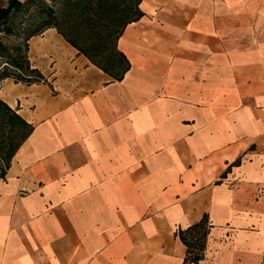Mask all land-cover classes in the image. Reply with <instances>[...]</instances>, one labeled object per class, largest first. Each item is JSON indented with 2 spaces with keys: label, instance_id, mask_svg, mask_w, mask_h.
Masks as SVG:
<instances>
[{
  "label": "crops",
  "instance_id": "1",
  "mask_svg": "<svg viewBox=\"0 0 264 264\" xmlns=\"http://www.w3.org/2000/svg\"><path fill=\"white\" fill-rule=\"evenodd\" d=\"M114 79L54 28L40 83L0 82L32 130L0 177V264H264V0H140Z\"/></svg>",
  "mask_w": 264,
  "mask_h": 264
},
{
  "label": "rangeland",
  "instance_id": "2",
  "mask_svg": "<svg viewBox=\"0 0 264 264\" xmlns=\"http://www.w3.org/2000/svg\"><path fill=\"white\" fill-rule=\"evenodd\" d=\"M20 1L25 4V8L0 26V42L9 47L10 54L17 46H21L24 52L27 35L35 29H41L40 33H42L48 27L56 29L58 33L59 31L65 33L80 50L84 51L83 53L79 51L84 56L87 53L91 59L98 61L113 73L120 72L121 65L118 62L120 56L116 51L115 31L125 15L130 13L129 0ZM7 2L8 0H0V7H5ZM53 25L56 27H49ZM6 62L9 60L5 58L0 60V68H9L10 65ZM23 132L18 120L11 114L4 116L0 112V167L4 165L9 151L19 142ZM189 241L191 243L189 257L200 255L199 250L202 245L200 235L190 236Z\"/></svg>",
  "mask_w": 264,
  "mask_h": 264
},
{
  "label": "trees",
  "instance_id": "3",
  "mask_svg": "<svg viewBox=\"0 0 264 264\" xmlns=\"http://www.w3.org/2000/svg\"><path fill=\"white\" fill-rule=\"evenodd\" d=\"M130 1V6L128 11L130 13L125 15V18L123 19L122 23L119 24V27L116 28V33H115V45L117 42L118 37L122 33L124 27L133 21L138 20L141 16L142 13L139 10V1L140 0H129ZM25 8V4L21 2L20 0H8L7 5L5 7H0V26L4 25L12 15H14L17 12H20ZM49 27H56V25L49 26ZM48 28V27H47ZM41 32V29H35L32 31L29 35H27V38L25 39V49L24 52L21 50V46H17L15 48V51L10 54L9 52V47L4 45L2 42H0V60L8 59L9 62H6V64L10 65V69L13 70L11 71L9 68H0V82L1 80L5 78H12L16 82H22V83H40L44 82L45 79L43 75L36 69L33 68L29 60L27 59V50H28V45L27 41L30 37L37 35ZM62 36L68 41L73 47H75L78 51L84 52L80 50L78 45L72 41L65 33L60 32ZM117 54L120 56L119 58V64L121 65V70L118 74L113 73L106 67H103L98 61H95L89 57L87 53L86 57L96 66H98L100 69H102L104 72L108 73L110 76H112L116 80H120L123 76V74L126 72L128 69V61L124 57L123 54H121L116 47ZM0 112L6 116L7 114H11L13 118L18 120L20 123L21 127L23 128L24 132L21 136V139L19 142H17L14 147L9 151L5 163L2 167H0V177L4 176L5 169L9 165V162L14 154V152L17 150V148L21 145V143L26 139V137L29 135V133L32 130V127L26 123L19 115H17L12 109H10L3 101L0 100ZM208 232V224H207V217L204 216L200 222L190 226L184 231H178L176 232V235L180 238L182 243L186 246L187 249V254L186 257L184 258L183 264H196L198 260L201 259L202 251L204 248V239L207 235ZM200 235V238H202V245L200 247V255H195L194 257L190 258L189 256L191 255V243L189 241V237L194 236L196 234Z\"/></svg>",
  "mask_w": 264,
  "mask_h": 264
}]
</instances>
